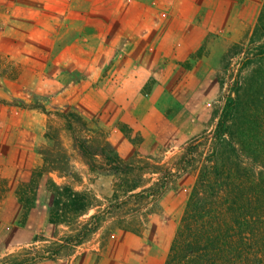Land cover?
Wrapping results in <instances>:
<instances>
[{"label": "rangeland", "instance_id": "1", "mask_svg": "<svg viewBox=\"0 0 264 264\" xmlns=\"http://www.w3.org/2000/svg\"><path fill=\"white\" fill-rule=\"evenodd\" d=\"M17 1L19 17L35 18L50 2L66 25L51 29L48 52L35 33L30 68L20 55L0 57V264H163L202 173L222 187L200 189L201 212L215 209L213 196L240 195L241 182L237 200L247 197L263 238L264 0H211L194 49L209 66L187 72L194 82L176 79L175 96L161 95L151 102L157 115L142 117L135 102L116 100L133 87L116 54L94 70L56 45L68 29L83 47H105L106 6L122 17L131 0ZM226 104L230 134L216 133ZM253 253L264 256V239Z\"/></svg>", "mask_w": 264, "mask_h": 264}, {"label": "crops", "instance_id": "2", "mask_svg": "<svg viewBox=\"0 0 264 264\" xmlns=\"http://www.w3.org/2000/svg\"><path fill=\"white\" fill-rule=\"evenodd\" d=\"M218 1L213 0V4ZM17 4V0H0V57L17 59L20 55L23 67L30 68L31 65L27 63L32 57L27 54H31L35 48V33L40 31L41 34L37 40L41 52H48L51 29L54 30L62 23L64 25L61 27L65 28L66 19L63 15L52 16L48 13L50 2L46 3L47 14L44 16L35 18L31 13L22 12L19 17L16 12ZM210 5L211 0H131L129 6L121 10L124 13L122 17L115 16L118 15L117 8L106 6V22L109 26L106 25L105 47H83L82 39L78 38L80 34L71 35L68 29L56 36V45L61 49L68 47L66 51L69 60L78 62L79 56L84 54V62L87 63L85 67L94 70L107 66L116 54V57H119L115 61L118 67L128 70L126 83L133 86L132 90L121 94L116 100L135 102L132 104V111L137 117L144 114L156 116L157 112L154 114V104L151 102L160 100L161 95L164 98L165 95L169 96L168 100L172 99L175 89L172 90L171 85H175L176 79L180 84L194 82L193 75L185 76L187 72L194 73L195 67L199 65L204 68L209 66V58L200 56L199 48L195 51V56L194 49L209 31L208 27L205 28L203 18ZM96 14L103 16L99 12ZM76 24L80 26L79 18L68 26L75 29ZM19 30L24 32L21 34ZM99 53L105 55L104 62L98 59ZM78 65L83 66V62ZM104 99L108 98L105 96ZM151 131L154 132V129ZM89 261L90 259L85 263H94L93 260Z\"/></svg>", "mask_w": 264, "mask_h": 264}, {"label": "trees", "instance_id": "3", "mask_svg": "<svg viewBox=\"0 0 264 264\" xmlns=\"http://www.w3.org/2000/svg\"><path fill=\"white\" fill-rule=\"evenodd\" d=\"M260 21L262 17L259 18ZM232 114L231 107L226 104L217 122L216 133L221 134L222 130H228L225 124ZM228 133L230 134L229 130ZM213 183L204 176V173L199 175L163 264H264L262 259L264 256L253 253L261 239H264V232L263 238H258V228L249 222L251 214L246 216L247 197L244 202L237 200L241 198L240 195L245 190L243 183L240 182L241 184L239 183L236 187L240 195H234L232 198H227L226 195L213 196L208 202L215 209L205 214L201 212V204L205 201L201 198L200 189L207 187L209 190L219 192L222 187L219 184L212 188L216 182ZM212 184L214 186H211ZM254 184L257 183L254 182L252 185ZM50 185L55 190L59 189L54 182ZM229 190L232 191L235 188ZM257 198L259 199V196ZM74 202L75 200L72 204H75ZM254 217H252L253 220L257 219Z\"/></svg>", "mask_w": 264, "mask_h": 264}]
</instances>
